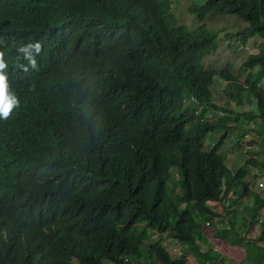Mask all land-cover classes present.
<instances>
[{"label":"trees","instance_id":"1","mask_svg":"<svg viewBox=\"0 0 264 264\" xmlns=\"http://www.w3.org/2000/svg\"><path fill=\"white\" fill-rule=\"evenodd\" d=\"M193 2L200 19L236 15L248 24L242 41L264 44V0ZM169 9L170 0H0L3 72L23 100L13 122H0V264H186L188 254L226 264L195 214L217 216L206 202L232 192L231 202L252 198L260 219L264 198L220 152L230 126L197 120L182 101L212 103L213 79L223 77L229 94L255 99L264 128V88L251 73L264 69V49L244 63L246 86L228 70L202 72L217 34L169 23ZM259 230L262 240L264 217ZM152 233L160 238L147 247ZM165 233L189 250L173 257Z\"/></svg>","mask_w":264,"mask_h":264},{"label":"rangeland","instance_id":"2","mask_svg":"<svg viewBox=\"0 0 264 264\" xmlns=\"http://www.w3.org/2000/svg\"><path fill=\"white\" fill-rule=\"evenodd\" d=\"M192 1L201 4L206 0H170L168 15L170 13L171 17H168L169 23L172 22L176 25L185 27L189 32L194 34L200 32H208L212 34L216 33L217 44H219L217 45L216 52L203 60L200 70L202 72L228 70L232 74L238 76L239 80L244 84V86H246L245 82L250 70L244 66V63L250 55L258 54L260 53V50L264 49L263 40L259 37H250L247 42L244 43L238 36V33L247 27L248 24L239 19L236 15L209 14L204 19H200L198 17V13L193 14L190 11ZM251 73L255 75L253 83L264 88V69L256 67L251 70ZM228 88L229 82L226 79L222 77H215L213 79L212 86L210 87V91L213 102L221 109H208L205 106H200L196 110L197 113L195 116L197 120L202 119L205 117L206 112H210L212 113V122L221 121L222 123L229 125L234 124L238 127V129L231 126L228 128V131L225 130L227 131L226 133L221 130L208 134L204 141L203 150H209L210 147L223 136V133H225L224 135H226L225 138H227V140H224L221 152L226 158H230L229 164L232 167L230 169L233 173H236L237 170L244 169L247 173L246 179L249 182V189L256 192H262L261 194L264 195V128L261 119L258 117L256 118L254 115L256 108L255 99L249 95L248 92H243L238 99V97H234V95H229L230 91H228ZM231 112L233 114H230ZM241 125L243 126V131H246L247 134L254 138L252 141L253 150L251 151L245 150V146L241 145V142L243 144L242 139L244 136L243 131L240 128ZM254 155H256V157H253ZM257 157H259V160ZM176 171L177 169L175 167H171L172 177H170L169 189L174 194L176 204H179L178 196L180 195V192L182 193V187H180L178 183ZM261 183H263V185H261ZM239 188L241 189V186H239ZM244 202L246 203L247 201L244 200ZM178 206L180 207L178 208L181 209L184 204ZM189 209L192 213H194L192 207ZM214 217L215 216L209 218L211 226L216 224ZM204 218H207L206 215L196 216L195 214V220L200 225L205 224L202 221ZM250 220L253 221L254 225L260 224L259 218L251 217ZM241 221H239V223H242ZM240 236H243V232L240 233ZM260 237L258 238L259 241H261ZM159 238L160 235H158V233H152V241H147L145 245L149 247ZM214 238L217 237L214 236ZM213 243L214 244H210L213 251L222 254V248L219 243ZM229 243H235V241L230 240ZM162 245L170 251L171 254L173 253V255H181L184 253L185 249L189 250L186 245H182L170 236L163 242ZM240 245L244 244L242 243ZM190 255L192 256V254ZM225 256L226 255H224V258L228 260V263L226 264H235V261L232 260V258ZM260 257L264 258V249L263 253L260 254ZM74 262L72 264H77V261ZM106 264L111 263L106 262ZM143 264L161 263L158 259H153L151 261H144ZM243 264L255 263L246 261Z\"/></svg>","mask_w":264,"mask_h":264},{"label":"crops","instance_id":"3","mask_svg":"<svg viewBox=\"0 0 264 264\" xmlns=\"http://www.w3.org/2000/svg\"><path fill=\"white\" fill-rule=\"evenodd\" d=\"M205 114L206 117L210 118L209 121L212 122V113L206 112ZM253 157H256V155ZM224 159L228 167L232 168L229 164L230 158L224 156ZM246 175L247 173L245 172L244 179H246ZM244 181L248 183L247 179ZM257 193L264 198V195L261 194L262 192L257 191ZM232 195L233 193L231 192L227 195V199H223L222 201L206 202L207 207L217 213V216L214 217L216 224L211 226L209 218H204L202 221L205 224L200 225L201 231L205 238H207L209 244H214L213 242L219 243L222 248V254H220L223 257L226 255L225 257L232 258L235 264H243L246 261L255 264H264V258L260 257V254L263 253L264 237H262L261 241L258 239L262 233V230H259V228L264 217V205L259 210L261 214L259 219L260 224L254 225L250 223L254 200L244 196L239 201L231 202ZM244 200L247 202L245 203ZM239 221L242 223H239ZM220 230L222 231V236L217 235V232ZM241 232H243V236H240ZM214 236L217 238H214ZM168 237V233H165V235L162 236L163 242L166 241ZM230 240L235 241V243H229ZM242 243L244 245H240ZM168 252L170 253V251ZM171 255L173 257L180 256L173 255V253ZM185 261L186 264H198L195 258L190 254L185 256ZM226 262L228 263L227 259Z\"/></svg>","mask_w":264,"mask_h":264},{"label":"clouds","instance_id":"4","mask_svg":"<svg viewBox=\"0 0 264 264\" xmlns=\"http://www.w3.org/2000/svg\"><path fill=\"white\" fill-rule=\"evenodd\" d=\"M32 46L33 45L29 44L26 48L23 49V51L27 52L28 51V48H30ZM35 47H36L37 51H40V49H41L42 46H41L40 42H37L36 45H35ZM215 52H216V50H215ZM41 62H42L41 60L38 61L39 64ZM32 64L35 66V61L34 60H32ZM6 67H7V65L5 64V62L3 60V54L0 53V122H8V123H11V122H13L15 120V117L18 114V110L20 108V105L23 104V100H22L21 93L15 88L14 85L13 86L11 85L10 93H9V90H8V80H7V77L5 76V74L3 72V69L6 68ZM229 95H231V94H229ZM190 104H194L196 106V110L200 106H205L208 109H210V108H219V107H217L216 103H214L213 101L210 104L209 103H206V105H200L199 106L198 101L194 97H188V98H185L182 101V105L184 107H187ZM219 109H221V108H219ZM196 113L197 112H195V114ZM230 114H233V113L231 112ZM202 119H207L209 121V118L206 117V114H205V117H203ZM211 123H222V122L221 121H217V122H211ZM223 124H225V123H223ZM228 126H230V127L231 126L232 127H236L238 129V127L235 126L234 124H232V125H229L228 124ZM240 128L243 131V126L242 125H241ZM243 135H244L243 136V139H242L243 144L241 142V145L245 146V150H248V151L253 150L252 141L254 140V138L252 136H250L249 134H247L246 131H243ZM203 149H204V147H203ZM220 152H221V150H220ZM221 154H222V152H221ZM222 156H223V154H222ZM223 158H224V156H223ZM257 158L259 160V157H257ZM176 173H177V175L176 174L175 175L179 179V171H178V169H177ZM170 177H172V176H170ZM261 184H263V183H261ZM150 241H152L151 240V237H150ZM153 259H156V258H153ZM153 259L144 258V259H142V261L140 262V264H143L144 261H151ZM74 261H77V264H81L80 263V259L78 257H76V256L72 257V261L70 262V264H72ZM106 262H108V261H106ZM109 263H111V262H109Z\"/></svg>","mask_w":264,"mask_h":264},{"label":"bare ground","instance_id":"5","mask_svg":"<svg viewBox=\"0 0 264 264\" xmlns=\"http://www.w3.org/2000/svg\"><path fill=\"white\" fill-rule=\"evenodd\" d=\"M100 43H102V42H100ZM59 98V97H58Z\"/></svg>","mask_w":264,"mask_h":264},{"label":"built area","instance_id":"6","mask_svg":"<svg viewBox=\"0 0 264 264\" xmlns=\"http://www.w3.org/2000/svg\"><path fill=\"white\" fill-rule=\"evenodd\" d=\"M261 185H263V184H261Z\"/></svg>","mask_w":264,"mask_h":264}]
</instances>
